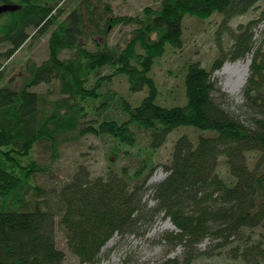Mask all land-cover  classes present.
<instances>
[{
	"label": "trees",
	"instance_id": "16d2710c",
	"mask_svg": "<svg viewBox=\"0 0 264 264\" xmlns=\"http://www.w3.org/2000/svg\"><path fill=\"white\" fill-rule=\"evenodd\" d=\"M111 1L20 0L17 10L0 14V264H65L58 229L80 264H99L115 236H144L160 216L177 230L160 239L166 256L179 247L182 255L155 264L222 255L264 264V44L255 49L257 23L230 31L232 46L219 44L210 69L185 65L182 105H163L153 77L169 48H183L186 17L204 22L219 13L226 25L262 0H154L156 7L136 16H115ZM118 26L131 28L124 46L108 41ZM45 36L47 59L30 58L20 78L12 76L17 54ZM248 55L244 104L235 108L213 76L224 62ZM121 77L131 94H143L139 101L109 90ZM186 128L200 135L184 134L169 162L156 164L170 135ZM141 135L148 137L145 149L132 166L117 168L114 157H135L125 149L137 147ZM88 136L113 144L104 175L92 178L81 165L57 189L38 184L47 171L38 146L48 145L56 160L63 145ZM158 168L167 176L150 187Z\"/></svg>",
	"mask_w": 264,
	"mask_h": 264
},
{
	"label": "rangeland",
	"instance_id": "374dc122",
	"mask_svg": "<svg viewBox=\"0 0 264 264\" xmlns=\"http://www.w3.org/2000/svg\"><path fill=\"white\" fill-rule=\"evenodd\" d=\"M19 3L20 0H0V6H16ZM109 3L115 16H136L141 14L146 7H156L158 5V2L154 0H112ZM67 11H69V8H67ZM263 12L264 0L258 4L257 10L246 16L233 19L226 25L224 24L225 18L219 13L214 14V16L204 22L196 18L186 17L184 20L183 48L173 49L168 47L167 53L157 61L153 70V77L161 94V103L169 107L184 103L185 65L196 61L201 62L206 69H210L221 54L219 44L225 51H228L232 46L234 41L230 31H236L239 26L254 21L257 23L253 29L255 49L262 46L264 44V17L261 15ZM130 32V27H116L109 36V44H121L124 46L129 40ZM48 39L49 37L45 36L34 40L30 43L31 46H27L18 53L10 65L11 75L19 79L24 63L30 58L38 63L47 59ZM97 40L103 43L100 37H97ZM251 62L252 55H248L245 60L226 61L222 69L214 73L213 77L218 81V86L223 93L228 95L235 108H241L244 104L243 92L249 77ZM248 63L249 68L248 72H246ZM47 89V86L37 88L40 92H45ZM109 90L126 98H131L133 102H137L143 97V94H136L135 96L131 94L128 90L127 80L122 77L115 79ZM184 134H188L196 140L200 132L186 128L171 134L167 143L156 153V164L163 165L169 162L175 142ZM147 143L148 137L141 135L137 147L125 149L130 151L135 157L125 154L120 156L119 159L114 157V160L117 161L116 167L132 166L137 158L136 154L141 149H145ZM112 147L113 144L108 139L103 140L88 136L79 141L66 143L61 147L59 157L56 160H52L53 155L48 145L41 144L36 148L35 155L47 171L38 175L37 182L45 189H57L69 182L71 176L81 165L91 170L92 178L100 177L110 167L107 155ZM143 152L142 156H144ZM166 176L167 173L162 168H158L148 185L150 187L154 186L163 181ZM150 206H154L153 201L150 202ZM171 225L173 224L170 220L160 216L144 236H128L125 238H121L119 235L115 236L103 248L99 264H155L164 259V257L166 259L180 257L182 255L181 247L166 256V246L160 243V239L164 234L177 231L176 228L172 230ZM56 236L58 247L66 253L65 264H80L78 259L69 252L64 233L60 229L57 230ZM209 246L210 242L206 241L201 249L207 250ZM194 264L244 263L229 260L222 255L213 259L201 258Z\"/></svg>",
	"mask_w": 264,
	"mask_h": 264
},
{
	"label": "water",
	"instance_id": "95a60500",
	"mask_svg": "<svg viewBox=\"0 0 264 264\" xmlns=\"http://www.w3.org/2000/svg\"><path fill=\"white\" fill-rule=\"evenodd\" d=\"M18 9V6H0V14L15 11Z\"/></svg>",
	"mask_w": 264,
	"mask_h": 264
},
{
	"label": "bare ground",
	"instance_id": "6f19581e",
	"mask_svg": "<svg viewBox=\"0 0 264 264\" xmlns=\"http://www.w3.org/2000/svg\"><path fill=\"white\" fill-rule=\"evenodd\" d=\"M248 68H249V63L248 65L246 66V72H248ZM172 230H175V227L173 225L170 226Z\"/></svg>",
	"mask_w": 264,
	"mask_h": 264
}]
</instances>
